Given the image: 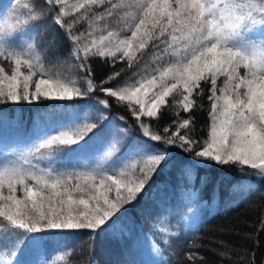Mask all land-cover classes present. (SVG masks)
Instances as JSON below:
<instances>
[{
  "label": "snow or ice",
  "instance_id": "obj_1",
  "mask_svg": "<svg viewBox=\"0 0 264 264\" xmlns=\"http://www.w3.org/2000/svg\"><path fill=\"white\" fill-rule=\"evenodd\" d=\"M24 7L29 33L36 26L29 21L41 18L65 31L79 58L78 74L88 80V87L45 75L34 44L28 42L37 40L38 33L27 34L19 48H9L5 41L10 34L4 32L0 33V104L81 98L91 99L90 107L97 113L93 122L85 123L73 135L60 132L48 136L33 151L71 144L77 146L75 153L87 152L90 141L91 146L102 144L111 132L101 165L108 162L122 139L129 140L126 159L134 158V162L113 161L111 170L97 166L57 171L37 169L22 154L6 158L0 168V217L13 229L24 234L45 229H91L95 233L114 226L118 214L138 202L153 177L169 164L173 149L195 168L239 165L264 176V0H78L71 5L68 0H40ZM97 8L103 9L98 15ZM117 10L131 18L125 34L107 31L81 48L92 34L77 35L73 26L90 14L103 21ZM70 11L75 16L70 17ZM15 12L13 6L8 15ZM146 51L154 57V66L141 71ZM89 55L112 57L114 66L127 62L134 69L131 83L119 86L121 71H115L94 87L86 60ZM220 77H224L222 83H218ZM206 84L210 127L203 135L192 113L205 107L197 98L203 97ZM171 108L187 116L163 122ZM121 109L129 115L120 114ZM145 118L149 122L157 119L156 132ZM117 121L128 126H118ZM131 127L141 129L143 139H130ZM94 129L96 134L85 140L84 134ZM48 159L51 162L52 158ZM189 199L195 202L194 191ZM21 242L22 237L16 249ZM6 255L11 259L0 258V264H12L16 250Z\"/></svg>",
  "mask_w": 264,
  "mask_h": 264
},
{
  "label": "trees",
  "instance_id": "obj_2",
  "mask_svg": "<svg viewBox=\"0 0 264 264\" xmlns=\"http://www.w3.org/2000/svg\"><path fill=\"white\" fill-rule=\"evenodd\" d=\"M118 1L115 0V2ZM39 2L40 0H0V18L2 16L9 18L8 29L10 24L13 31H29L24 24L28 11L24 6ZM77 2L78 0H68L69 5ZM13 6L16 12L14 16H9L8 13ZM95 11L98 15L103 9L97 8ZM71 16H75V13L70 11ZM70 17H65V19ZM32 23L36 26L32 29V33L28 34L38 33V39L28 42L34 44L36 56L44 67L45 75L47 71L58 72L63 77H69L75 81L77 87L87 88L88 80L82 73L78 74L79 58L75 54V46L66 37L65 31L54 25L50 19L41 18L35 22L29 21V24ZM129 23H131V18L123 17V10H117L116 15L106 16L103 21L93 18L90 14L73 27L77 30L75 32L77 35L80 32L92 34L83 40L81 45L83 48L84 44L90 46L92 39H98L101 34L106 35L107 31L125 34L124 30ZM83 55L81 51L80 57ZM112 59V57L91 55L86 58L94 75V87L101 81L107 80V77L115 71H121V76L117 78L120 81L119 86L131 83L129 77L134 69H130L127 62H118L114 66ZM152 66H154V57L151 52L146 51L140 69L141 71L145 68L151 70ZM208 87L209 85L206 84L203 97L197 98L205 107L203 109L197 107L192 113L195 116V126L202 130L203 135H206L210 127ZM97 95H102V93H97ZM91 103V99L81 98H76L74 101L46 100L31 104L8 102L0 104V117L18 119L28 126L33 123L35 115L51 114L52 122L67 123L70 121L72 126L77 124L81 129L85 123L93 122V118L97 115L90 107ZM120 114L129 115L123 109L120 110ZM115 115L114 110L112 116ZM186 116L187 114L180 109L171 108L166 111L163 122ZM145 122L153 132L157 131L156 118H153L151 122L145 118ZM133 123L129 118V124ZM117 125L128 126L120 121H117ZM160 130L162 131V128ZM95 134V129L90 130L84 134V138L90 141ZM111 135V132L107 133L105 141H108ZM129 137L137 140L143 137V132L138 127H131ZM128 143V139H122L117 145V150L113 151L110 157L116 159L122 156L129 150ZM89 145L91 148V141ZM145 145H147L146 141ZM76 147L71 144L54 145L52 148L41 149L38 153L32 152V155L36 160L39 157L38 161L46 165L51 164L46 161V156H50L55 166L60 168L64 166L63 160L66 156L71 155ZM187 159L178 149H173L169 164L153 177L138 202L128 207L122 215L118 214L119 220H126V222L132 220L137 224L143 236L161 248L164 264H264V176L259 175L258 170L239 165L195 168L187 163ZM158 188L161 189L160 191L163 190L166 196L161 202L154 199V196L159 193ZM198 188L200 190L195 198L201 203V207L205 206V210L201 214L200 210L198 211L200 217L195 227L178 226L176 224L178 216L194 204L191 201H185L186 196L189 197V193L197 191ZM231 189L239 194L238 199L228 205L218 203L216 192L218 191L221 198L224 192ZM214 195L217 197V206L211 210L203 203L209 202ZM163 222L168 225V230L165 232L167 228H163L165 224ZM111 227L95 233L91 229H45L24 234L23 230L13 229L10 222L0 217V247L4 250L10 245L9 241H5L7 237L10 241L14 239L18 241L21 237L22 240H26L30 235H37L43 239L52 237V241L60 243L59 249L53 248L56 251L59 250V256L49 258L46 260L47 264H132L131 257H134L133 252L135 251L131 246L130 237L117 236ZM168 231L169 234L163 238L162 234ZM189 253H192V259H189Z\"/></svg>",
  "mask_w": 264,
  "mask_h": 264
},
{
  "label": "rangeland",
  "instance_id": "obj_3",
  "mask_svg": "<svg viewBox=\"0 0 264 264\" xmlns=\"http://www.w3.org/2000/svg\"><path fill=\"white\" fill-rule=\"evenodd\" d=\"M119 2V1H118ZM117 2V3H118ZM14 16V14H13ZM12 21V20H11ZM9 22V18L6 16L5 18L2 16L0 18V33L8 32L10 35L6 39L5 43L6 46L9 48H19L20 44L25 42L27 39L26 35L29 31L25 30H17L13 31L14 29L9 24V29L7 28V23ZM130 34V33H128ZM80 55V54H79ZM36 56V52H35ZM37 57V56H36ZM38 58V57H37ZM39 59V58H38ZM35 62V61H34ZM41 63V61L39 60ZM42 64V63H41ZM44 69V67H43ZM60 70V69H59ZM241 71H243L241 69ZM47 76H51L55 79L57 76H60L66 80H72L66 77H63L62 74L58 72H50L47 71ZM224 77L219 78L218 83H222ZM86 115V114H85ZM51 114L45 115H35L33 117V123L30 125H26L23 121H19L18 119H9L7 116L0 117V160H4V163L0 164V168H3L4 164L7 163L6 158H15L18 155H23L26 159H28L31 164H35L37 169L39 168H53L57 171L60 170H76V171H85L91 170L97 166H101L102 169H110V165H112L113 161H116L117 164L123 163H133L134 158L126 159L128 156V151H126L122 156H119L116 159H112L110 156L108 157V162L101 165V158L104 157L105 152L107 149V141L102 144H96L89 148L87 152L82 153H75L73 152L71 155L66 156L63 160L64 166L62 165L60 168H57L54 162L48 159L49 157L46 156V161L50 162L51 164L46 165L45 163H41L40 161L36 160L32 152L33 149L39 145L44 139H47L48 136L57 135L60 132H66L69 135H73L78 129H80L79 125L72 126L71 122L68 121L67 123H60V122H52L53 119ZM69 118V117H68ZM45 121L46 125H45ZM49 121V122H48ZM62 158V157H61ZM62 160V159H61ZM161 189L158 188L157 191L159 192L154 196V199L159 200L161 202L164 200L165 193L160 191ZM198 190L195 191V196H198ZM4 194L7 195V188L3 190ZM18 196H22V193H18ZM218 197V203L222 205H228L230 203L235 202L238 199V193L234 190H228L224 192V194L220 195L218 191L216 192ZM217 197L214 195L212 196L209 202H205L206 208L210 207L211 210L215 209L217 206ZM188 201H191L189 197L186 196ZM220 198V199H219ZM198 199L195 198V202L191 208H188L187 212L181 213L178 216V220L176 224L178 226H182L184 228H193L199 221L200 214L203 213L205 210V206L201 207V203L197 202ZM192 202V201H191ZM187 203V202H186ZM208 203V204H207ZM189 205V204H188ZM180 206V205H179ZM189 209H193L189 211ZM200 210V211H199ZM178 211V210H177ZM176 211V212H177ZM200 212V214L198 213ZM175 212V213H176ZM202 217V216H201ZM163 225V228H167L164 230H168V225L166 222ZM117 236L127 235L130 237V243L133 247V256L132 264H164V256L162 255V250L159 248L152 240L145 238L143 234L140 232V229L137 224L132 222V220L127 221L119 220L114 226L111 227ZM111 229V230H112ZM113 231V232H114ZM168 233H163V238L167 236ZM52 237L43 239L41 236L37 235H30L26 240H22L19 247L16 249L18 241L16 239L11 240L7 237L5 239L10 245L2 250L0 247V258L3 259H11L10 256L6 254L16 250V256L12 261V264H47V261L51 257H58V251L54 250L53 248H60V243H56L51 240ZM17 242V243H15Z\"/></svg>",
  "mask_w": 264,
  "mask_h": 264
}]
</instances>
